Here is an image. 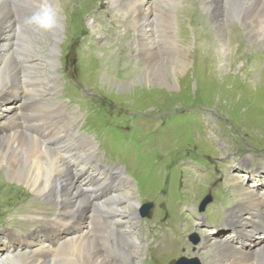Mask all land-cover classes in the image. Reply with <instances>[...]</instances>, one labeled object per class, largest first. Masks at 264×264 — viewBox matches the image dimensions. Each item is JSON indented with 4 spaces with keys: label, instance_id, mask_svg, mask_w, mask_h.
<instances>
[{
    "label": "rangeland",
    "instance_id": "rangeland-1",
    "mask_svg": "<svg viewBox=\"0 0 264 264\" xmlns=\"http://www.w3.org/2000/svg\"><path fill=\"white\" fill-rule=\"evenodd\" d=\"M181 2L182 0L174 10L175 33L178 32L184 39L181 42V53L186 50L188 60L193 63L177 70L175 79L169 69L163 67L162 70H166L164 73L167 79H163L166 84L155 85L159 79L156 74L151 76V80H154L151 84L143 83L140 79L143 74L150 71L154 73L161 70V67H150L135 49L132 51L126 45L121 48L125 50L127 57L142 64L136 76L128 80L129 83H119L127 80L122 75H110L106 70L83 79L84 72L78 67L80 37L93 32L96 48L105 44L106 37L101 35L99 23L93 21L97 12L78 4L70 9L69 5L63 3L60 8L62 25L56 42L55 68L48 69L44 57L42 61L39 60L40 66L44 67L41 70L27 67L24 71L21 61L18 67L20 85L28 86L35 101L31 103L33 108L28 114L43 111L42 114L46 115L47 110L54 111L56 108L60 115L68 112L65 117L57 116L49 123L61 132L67 128V133L71 131L75 135L70 141L78 148L80 156L89 159L87 163L103 180L112 182V173H121L129 180L128 183H123L127 186L125 191L118 190L113 195H133L137 202V205H132L135 216L126 224L133 230L140 246L134 250L131 247L137 253L135 259L140 261L136 264H172L180 257L196 259L199 264H206L211 256L208 254L206 260L202 261L196 254L204 233L212 239L227 235L229 241L235 237H246L244 242L250 249H254L264 238L260 237V233L264 234L261 231L264 222L260 224L255 221L256 215L250 218L247 225L239 227L242 231L239 233L232 232L236 223L228 218V212L244 201L243 193L231 188L234 183L241 185L245 191L262 197L264 204V72H260L264 69V38H255L251 32L255 28H250L245 18H228L222 10L223 27L229 29L226 44L229 45L231 55L227 54L223 60L224 64L227 63L225 68L222 65L207 66L208 60L206 63V60L196 56L205 50L211 53L210 48L211 54L216 53L215 44L210 37L209 19L204 17L202 5L205 2ZM74 9L76 12L81 11V18L78 20L79 16L72 15L73 20L68 22L66 15ZM103 9L104 6L99 8ZM105 17L109 18L110 14ZM236 20L241 21L243 33L235 30L240 22H235ZM118 26V31L125 29L123 25ZM27 34L26 31H19L13 40L16 64L20 60L22 48H26ZM212 35L218 38L217 33ZM236 38L238 41L235 43ZM239 41L242 47L237 50ZM39 42L40 40L37 44ZM109 44L108 50H114L119 43L114 44L110 40ZM115 51L118 52L119 49L116 48ZM244 52L246 56H242ZM42 53L47 56L44 50ZM177 56V60L181 58L180 54ZM244 62L249 67H244ZM98 67H101V61ZM260 67L263 68L259 70ZM40 71L43 74L37 73ZM39 76L43 81H36ZM97 76L95 84L93 78ZM12 83L9 80L0 91L14 87ZM54 84L57 89L52 91ZM119 84L124 85L123 88ZM37 97L47 100L46 105L49 106L40 108ZM8 98L7 102L11 103L12 99V103H19V96L12 95L5 99ZM19 111L23 113L25 110L20 108ZM32 121L34 120L29 123H34ZM52 130L55 131L54 128ZM80 136L93 142L91 152L86 151L87 146H83ZM31 149L34 150L35 147H30L29 144L20 149L22 162L34 164ZM106 164L118 167L107 168ZM6 168L9 165L0 161V256L12 249L24 250L28 246L26 241L20 245L18 239L19 234L38 226L24 218V214L29 212L26 210H30L26 206L29 202L35 201L41 205V212L31 215L36 220L48 219L56 212L52 199L44 198L27 185L8 177ZM118 182L121 183V180ZM208 193L213 197L212 202L204 212H200L198 206ZM148 201L154 203V208L142 218L141 206ZM249 211L251 210L241 212L240 215L247 216ZM94 218H101L99 211L94 214ZM256 226L260 229L258 233L248 232ZM45 229L40 227L32 239L49 240L46 235L48 230ZM182 229L185 243L190 246L189 250L185 248L180 253L159 261L152 258L151 254L149 256L147 248L151 241L156 245H164L172 236L180 235L178 232ZM64 231L60 228L55 233L52 232V237ZM176 247L181 248L182 242L178 241Z\"/></svg>",
    "mask_w": 264,
    "mask_h": 264
},
{
    "label": "bare ground",
    "instance_id": "bare-ground-1",
    "mask_svg": "<svg viewBox=\"0 0 264 264\" xmlns=\"http://www.w3.org/2000/svg\"><path fill=\"white\" fill-rule=\"evenodd\" d=\"M202 1L205 2L202 5L205 13L204 17L206 16L205 18L209 19V23L207 20L205 22L208 23V27L211 29L210 37L216 50L215 55L211 54V48V53L205 50L196 55L197 58L206 60V63L208 60L209 64L207 66L222 65V68H225L227 63L224 64L223 60L227 54L231 55L228 50L229 45L226 44V36L229 35L227 30L229 29L223 27L222 10L228 18H245L249 27L255 28V30L250 29L252 34L256 36L255 38L257 40L264 38V0ZM37 3L38 0H27L26 2L25 0H0V89L6 86L9 80H12L14 85V87L11 86L0 91V161L9 165V168H6L8 177L27 185L42 197L52 199L56 212L48 219L36 220L31 215L40 213L41 205L35 201L29 202L26 206L30 210H26V212L29 211L28 213L24 212V218L27 221L37 223L38 226L28 232L19 234L20 245L26 241L28 246L24 250H18L19 248H17L16 251L12 249L7 252L8 254H3L0 256V264L139 263L140 261H137L134 257L137 253L132 251L140 247L137 242L138 239L133 234V230L126 226L135 216L132 205H137V202L134 196H109L113 190H118V188L90 173L94 171L92 166L87 163L89 159L80 156L77 152L78 148L70 141V138L75 135L71 131L67 133V128L64 132H61L49 123L51 119L57 116L60 118L61 116L65 117L69 114L68 112L60 115L59 110L56 108L54 111L47 110L48 114L46 115L42 114L43 111L28 114L33 108L31 103L35 101L33 100L34 97L30 95L31 92H29L28 86L26 84L20 85L19 63L21 61V67H24V71L27 67L40 68L41 70L44 67L40 66L39 60L42 61L44 57V61L48 64L47 68L53 70L57 63L55 57L57 53L56 42L62 25L61 14L58 17L59 27L51 32L37 30L33 25L26 23L27 18L36 11ZM63 3L69 5L70 9L73 5L78 4L86 7L85 9L97 12V16L96 18L93 17V21L99 23L101 35L106 37L105 44L101 45L100 48H96L94 45L93 32L80 37L78 67L85 73H83V79L90 78L96 73L101 74L106 70L110 75H122L127 80L119 83H129L139 72L142 64L131 61L125 50L121 48L123 45L128 48L131 47L132 51L135 49L150 67H161L159 71L156 70L154 73L150 71L141 76V81L146 85L154 81L151 80L153 74L159 75L155 85L166 84L163 80L165 79L164 72L166 70H162L163 67H167L166 69H169L171 76L175 79L177 70L188 67L191 62L187 58L186 50L181 53L183 48L181 42L184 39L182 40L178 32L175 33L176 16H174V10L177 7L176 5L180 4V0H59V2L55 0V5L59 8ZM101 6H104L103 10H99ZM34 8L35 11H33ZM80 12L79 10L76 12L75 9L71 10V15L70 13L66 15L67 21L71 22L73 20L72 15L79 16L78 20H80ZM108 13L110 17L106 19L105 15ZM237 21L240 20L235 22ZM118 25H123L125 29L118 31ZM243 29L244 27H242L240 21L235 30L243 33ZM22 30L28 32L26 35L27 44L26 48L25 46L22 48L23 52L19 57L18 64H16L13 55V40L18 32ZM214 32L218 34V38L213 37L212 33L214 34ZM112 36H114L113 39ZM237 38L242 39L241 37ZM237 38L235 43L238 41ZM50 39L51 41H49ZM39 40L40 42L37 44ZM110 40L114 44L119 43L116 44L118 46L116 48L119 49L118 52L115 51L116 48L108 50L107 45H111L109 44ZM240 43L241 41H239L237 50L242 47ZM45 48H47V51ZM37 49H40V51H37ZM43 50L47 56H43ZM179 54L181 58L177 60L175 57ZM242 56H246L245 52ZM230 58H233V56ZM100 61L101 67H98ZM244 67H249V64L244 62ZM213 68L221 69V67ZM261 68L263 67H260L259 70ZM263 70L260 72H264ZM37 73L43 74V71ZM68 75L67 73L66 76ZM107 77L109 78V76ZM96 78L98 76L93 78L95 84L97 83ZM54 79V76H52V80ZM36 81H43V78L39 76ZM119 85L122 88L124 86ZM51 89L54 91L57 89V85L54 84ZM12 95L19 96L18 104L16 102L12 103V99L11 103L10 101L7 102L9 98L5 99ZM37 98V104L40 105V108L49 106L46 105L47 100ZM20 108L25 111L20 112ZM48 118L50 119L47 121ZM31 120H34L32 121L34 123L30 124L29 121ZM53 128L55 129L54 132ZM79 139L83 146H87L86 151L91 152L93 142L85 136H80ZM25 144L35 147L34 150L31 149L34 164H26L20 158V155H22L20 149ZM92 156L95 157L93 152ZM231 188L237 189L238 192H242L244 195V201L239 202L234 207L237 209L232 208L233 210L228 212L229 220L236 223L232 232H242L239 227L247 225L250 218L255 217V215V221L262 224L264 222L263 198L245 191L241 185H235V183L231 185ZM13 190L15 189L13 188ZM95 196L97 199H95ZM194 209H196V205ZM248 210L251 211L248 212L247 216L240 215L241 212ZM98 211L101 218L97 220L94 218V214ZM259 211H262V213H259ZM199 223L197 222V224ZM40 227L46 228L51 234L60 228L65 231L54 238L49 235L50 240H47L50 241L49 243L44 238L33 240V235L39 231ZM259 230V226H256L248 232L254 234V232L258 233ZM183 231L182 229L178 232L180 235L172 236L164 245H156L154 241H151L147 248L149 256L151 254L152 258L159 261L173 254L176 255L185 248L189 250L190 246L185 243ZM261 231L264 233V225H262ZM248 232L246 231V233ZM261 234L260 237H264V234ZM244 238L235 237L229 241V236L226 235L219 239H212L211 236L204 233L196 249V254L202 261H205L206 256L209 254L211 257L206 264H264V238L254 249L247 247ZM178 241L182 242L181 248L176 247Z\"/></svg>",
    "mask_w": 264,
    "mask_h": 264
},
{
    "label": "clouds",
    "instance_id": "clouds-1",
    "mask_svg": "<svg viewBox=\"0 0 264 264\" xmlns=\"http://www.w3.org/2000/svg\"><path fill=\"white\" fill-rule=\"evenodd\" d=\"M60 13L61 9L55 5V0H38L36 11L27 18L26 23L37 30L51 32L59 27Z\"/></svg>",
    "mask_w": 264,
    "mask_h": 264
},
{
    "label": "water",
    "instance_id": "water-1",
    "mask_svg": "<svg viewBox=\"0 0 264 264\" xmlns=\"http://www.w3.org/2000/svg\"><path fill=\"white\" fill-rule=\"evenodd\" d=\"M211 201V197H207L203 202L200 207V210H204L206 205ZM151 204H147L143 206L142 212L143 215H146L147 211L151 208ZM175 264H199L197 260H188V259H179Z\"/></svg>",
    "mask_w": 264,
    "mask_h": 264
}]
</instances>
